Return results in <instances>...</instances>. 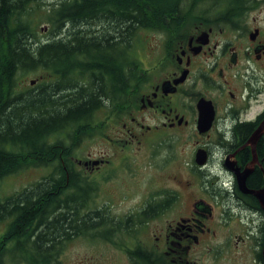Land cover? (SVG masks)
I'll list each match as a JSON object with an SVG mask.
<instances>
[{"label":"flooded vegetation","instance_id":"1","mask_svg":"<svg viewBox=\"0 0 264 264\" xmlns=\"http://www.w3.org/2000/svg\"><path fill=\"white\" fill-rule=\"evenodd\" d=\"M187 21L164 35L152 65L132 74L122 66L119 92L106 89L96 111L110 112L103 135L112 156L152 158L145 197L124 222L149 227L147 251L163 264H233L248 253L261 264L264 212L240 190L238 177L253 159L245 144L264 121V17ZM263 138L264 132L248 190L264 186ZM109 163L102 152L61 166L67 182L80 177L92 191L96 184L84 175ZM257 177L262 182L255 187Z\"/></svg>","mask_w":264,"mask_h":264},{"label":"trees","instance_id":"2","mask_svg":"<svg viewBox=\"0 0 264 264\" xmlns=\"http://www.w3.org/2000/svg\"><path fill=\"white\" fill-rule=\"evenodd\" d=\"M37 1L0 0V181L32 166L53 169L29 189L0 198V224L7 223L0 234V264H5L4 258L10 264H54L67 240L78 236L107 239V230H100L109 229V233L136 223L130 218L117 224L101 211L80 216L94 190L82 186L86 181L74 175L66 181L61 162L69 161L74 145L64 144L55 135L71 128V139L76 142L93 134L92 115L104 102L102 94L106 89L119 92L122 66L128 74L138 66L124 56L136 32H180L179 27L196 16L194 2L207 0H60L47 11V21L54 28L82 29L49 42L37 40L31 29L28 14ZM208 1L215 5L217 17H230L242 16L254 0ZM94 25L100 29L90 30ZM39 69L48 70L57 80L40 85L37 94L17 93L18 74ZM76 73L89 77V83L78 90L73 81ZM48 89L70 93L53 99ZM62 106L66 107L59 109ZM260 155L264 157V148ZM261 182L257 177L253 185ZM106 225L109 228H103ZM128 254L132 264H163L145 248ZM258 259L264 264L261 251Z\"/></svg>","mask_w":264,"mask_h":264},{"label":"rangeland","instance_id":"3","mask_svg":"<svg viewBox=\"0 0 264 264\" xmlns=\"http://www.w3.org/2000/svg\"><path fill=\"white\" fill-rule=\"evenodd\" d=\"M59 1L38 0L31 4L28 18L31 20V29L37 40L43 42L60 40L66 38L68 33L77 32L82 29L77 26L71 27V25L54 28L47 21V11H50L51 5H57ZM194 3L198 9L196 10L197 14L195 13L196 16L192 18L217 17V12L213 10L215 5L208 0L202 1V3ZM203 12L202 16L199 15ZM242 16L256 17L261 20L264 17V0H254L253 4L249 5L248 10ZM190 23L193 26L192 21ZM92 29L97 30L100 27L94 25V27H90V30ZM164 35L168 39L169 35L161 31L138 30L131 41L128 53L124 49V56L127 60L131 59V62L137 63L141 68L152 65L151 57L155 54V51V55L158 54L157 50L160 51L157 45L165 38ZM121 47L123 49L124 44ZM136 67L132 68L135 70ZM55 78L56 76L51 75L48 70L41 69L27 71L23 75L18 74L17 93L32 91L33 94H37L42 89L40 85L52 83L54 80H57ZM31 81L34 82L33 85L30 84ZM73 81L76 82L75 86L79 85L80 87L84 85L83 81L89 82V77L82 75L80 79L76 80V76L74 75ZM68 93H70V90L54 93L50 91L53 99H58ZM65 107L62 106L59 109H64ZM109 113L108 109L106 111L102 109L99 112H95L91 120V127L94 128L93 134L90 133L91 135L82 136L76 142L73 138L71 139V128L69 130L66 129L64 134L55 136L66 145H74L72 146L70 158L74 157L81 160L88 155H92L95 159H98V156L102 152L106 154L110 160L108 166L92 176L84 175L92 183L96 184V188L95 190L93 188L94 192L90 193L92 200L87 203L86 208L83 209L80 216H86L89 212L101 211L104 217L116 220L115 222L118 224L121 221L125 223V217L135 212L139 208V203L145 197L144 193L150 182L152 158L144 156L142 158L138 157V159L133 157L121 160L119 159L121 155L112 156V152L115 149L104 142L105 136L103 135L105 133L103 123ZM53 140L54 138H51L49 142L52 143ZM115 152H118V150ZM52 169V166L37 165L3 178L0 181V198L3 199L29 189L32 185L47 177L52 172ZM6 225L7 223L0 224V234L5 231ZM108 226L110 225H106L103 228H109ZM103 230H107V234H105L107 239L101 236L95 238L78 236L62 243L59 256L54 264H132L128 251H133L137 248L139 240L143 239L145 241L143 248L146 250H151L149 248H152L153 240L152 238H147L150 232L148 226L133 225L125 228L121 226V229L116 228V231H109L110 234L108 233L109 229H102L100 232L97 230L94 233H102ZM8 260L9 258H4L5 264H10ZM233 264H255V261L252 254L248 253L243 258L233 261Z\"/></svg>","mask_w":264,"mask_h":264},{"label":"water","instance_id":"4","mask_svg":"<svg viewBox=\"0 0 264 264\" xmlns=\"http://www.w3.org/2000/svg\"><path fill=\"white\" fill-rule=\"evenodd\" d=\"M30 84L33 85L34 82L31 81ZM263 132H264V121L254 131V133L251 135V137L248 139V141L245 144L246 146L251 147L253 159H252L249 167L247 166L242 172H239V177H238L239 182L238 183H239L240 190L242 192H244L246 194H250L256 198V200L259 203L261 210L264 212V186L258 190H248L246 185H245L246 177L251 174V172L253 171V167H254L255 163H257L255 146H256V142L262 136ZM262 258H263V262H264V243H263V247H262Z\"/></svg>","mask_w":264,"mask_h":264}]
</instances>
